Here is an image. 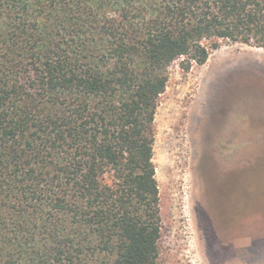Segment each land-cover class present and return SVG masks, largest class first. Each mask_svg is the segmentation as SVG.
Segmentation results:
<instances>
[{
  "label": "trees",
  "instance_id": "16d2710c",
  "mask_svg": "<svg viewBox=\"0 0 264 264\" xmlns=\"http://www.w3.org/2000/svg\"><path fill=\"white\" fill-rule=\"evenodd\" d=\"M223 42L264 0H0V264H159L158 101Z\"/></svg>",
  "mask_w": 264,
  "mask_h": 264
},
{
  "label": "rangeland",
  "instance_id": "374dc122",
  "mask_svg": "<svg viewBox=\"0 0 264 264\" xmlns=\"http://www.w3.org/2000/svg\"><path fill=\"white\" fill-rule=\"evenodd\" d=\"M153 161L159 264H264L263 48L223 42L203 65H170Z\"/></svg>",
  "mask_w": 264,
  "mask_h": 264
},
{
  "label": "bare ground",
  "instance_id": "6f19581e",
  "mask_svg": "<svg viewBox=\"0 0 264 264\" xmlns=\"http://www.w3.org/2000/svg\"><path fill=\"white\" fill-rule=\"evenodd\" d=\"M239 65H241V64H239ZM244 66H245V65H244ZM235 68H237V67H235ZM239 68H240V67H239ZM239 68H238V69H239Z\"/></svg>",
  "mask_w": 264,
  "mask_h": 264
}]
</instances>
